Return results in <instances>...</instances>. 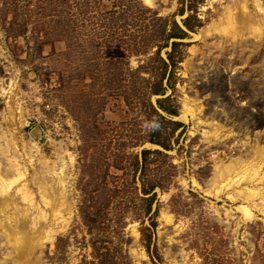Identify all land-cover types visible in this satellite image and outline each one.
I'll use <instances>...</instances> for the list:
<instances>
[{"label": "rangeland", "instance_id": "374dc122", "mask_svg": "<svg viewBox=\"0 0 264 264\" xmlns=\"http://www.w3.org/2000/svg\"><path fill=\"white\" fill-rule=\"evenodd\" d=\"M9 159L0 264H264V0H0Z\"/></svg>", "mask_w": 264, "mask_h": 264}, {"label": "bare ground", "instance_id": "6f19581e", "mask_svg": "<svg viewBox=\"0 0 264 264\" xmlns=\"http://www.w3.org/2000/svg\"><path fill=\"white\" fill-rule=\"evenodd\" d=\"M231 27H232V25H224V30H226V31H230V29H231ZM256 28V27H255ZM260 30V28H256V31L255 30H252V32H254L253 33V35H257V34H259L258 32H260L259 31ZM212 134H214V131L212 132ZM10 160V165L11 166H13L15 169H16V171H17V175L16 176H14L13 178H11V179H9L8 181H4L1 177H0V192H2V191H6L9 187H10V185L11 184H13V183H15L16 181H18L21 177H22V173H21V171H19L16 167H15V165H16V163H15V161L14 160H12V159H9ZM218 168L219 169H224V168H226V169H228L229 168V165L227 164V165H225V164H222V163H219V165H218ZM228 170H230V169H228ZM221 174V173H220ZM219 174V176L217 177V182L215 183V185H214V187H213V189H216V192H218V191H220L221 189H223V188H225L226 186H228V185H230V186H232V185H234V183H231V179L228 177V176H225V175H220ZM246 176V180L247 181H249V178H247L248 177V175H245ZM249 187V186H248ZM248 187H242V188H244V190L241 188V190H243V193L244 194H241L242 192L239 190V189H237L236 190V192H239L241 195V197L243 198V199H245L246 200V202L248 203L250 200H254V197L255 196H257V197H259L258 195H257V191L256 190H251V189H249ZM23 194H24V199H27L28 198V194L27 193H25V192H23ZM235 195H236V193H234ZM244 195V196H243ZM232 198V197H231ZM244 201V200H243ZM260 202H262L263 204H264V197L263 196H261V198H260V200H259ZM239 209H241V211H242V213H243V215L245 216V217H250L251 215H252V213L250 212V209L246 206V205H243L242 204V206H240L239 207ZM252 217V216H251ZM19 244H23L24 243V240L22 239V238H18V239H15Z\"/></svg>", "mask_w": 264, "mask_h": 264}, {"label": "clouds", "instance_id": "9594fccd", "mask_svg": "<svg viewBox=\"0 0 264 264\" xmlns=\"http://www.w3.org/2000/svg\"><path fill=\"white\" fill-rule=\"evenodd\" d=\"M150 130H156L159 128V123L157 121H153L151 125H149Z\"/></svg>", "mask_w": 264, "mask_h": 264}]
</instances>
